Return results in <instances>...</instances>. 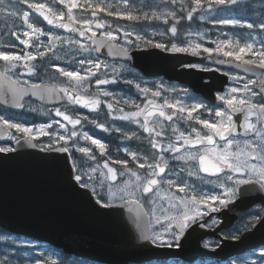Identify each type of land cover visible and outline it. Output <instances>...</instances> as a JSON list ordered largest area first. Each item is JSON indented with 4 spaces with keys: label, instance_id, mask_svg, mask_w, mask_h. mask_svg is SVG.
Masks as SVG:
<instances>
[{
    "label": "snow or ice",
    "instance_id": "snow-or-ice-1",
    "mask_svg": "<svg viewBox=\"0 0 264 264\" xmlns=\"http://www.w3.org/2000/svg\"><path fill=\"white\" fill-rule=\"evenodd\" d=\"M20 2L21 0H15V3L12 0H0V16L6 21L10 20L14 25L13 28L8 29L13 39L7 45H0V62H2L0 63V104L23 109L25 96L31 95L41 100L47 98L59 101L67 98L72 104L97 111L102 103L99 99L100 93H88L86 84L90 85L93 77L98 86L117 82L121 77V70L125 67L123 64L117 67L98 58L79 59L76 63L79 64L80 70H69L55 64L53 66L57 75L67 80V86L63 87L20 79L21 75L29 77L36 75L39 65L35 62L46 57L49 52L55 55L57 46L65 43L76 45L85 52L94 50L100 53L101 49L107 48V54L113 57H128L131 47H140L141 44L194 56L201 55L202 51L208 53L210 59L213 53H217L227 58L218 59L216 61L218 64L232 65L246 75L232 76L233 80L243 82L242 87H231L227 92L218 94L217 98L222 102L218 108H207L202 102L194 104L169 102L166 98L159 103L156 98L162 96L164 91L162 84L153 89L147 85L142 86V83L133 79H125L124 83L134 84V87L146 98V102L141 106L135 100L122 99L124 105H130L135 110L126 112L123 107L116 108L111 102H107V109L109 113L117 111L119 115L116 118L122 121H133L138 124L148 134L151 147L157 149L151 156H141L137 151L125 148L124 151L131 157L134 168L128 167V159H113L108 153L107 145L100 139H95L87 132L78 133L75 126L82 123V118L79 116L74 118L60 108L55 109V115L62 117L73 126V130L68 135L49 132L50 124H42L34 130L31 126L14 123L0 115V137H7L16 142L14 146H0V154L16 153L18 148L22 149L26 145L39 148L43 152L67 154L66 160L72 158L67 173L69 188L84 197L97 213L107 215L109 210L114 208L127 209L137 228L140 229L142 239L153 250H159L154 251V254L162 264H167L168 257L179 254L178 251L171 250L181 249L180 239L192 225L203 221L205 216L219 212L234 203L242 186L258 187L264 191V10L258 19L249 21L239 15H225L234 10L250 8L251 5L245 3V0H179V14L176 10H161L158 5L153 4L144 5L143 8L147 10H142L137 8L132 0H115L114 3H104V0L91 3L85 0V5H81L79 0H50V3L23 0L28 10H21ZM161 2L166 5H176L178 0H161ZM77 8L84 10L79 18L73 14V9ZM99 13L131 22L162 21L169 27L160 35L171 33V37L177 36L181 20L191 21L197 13L202 20L211 16L210 22L214 25L246 28L250 31L241 34L244 37L243 43L239 39L226 37L212 41L215 47H205L203 43L194 40L179 44L159 42L147 34L127 28L123 29L122 37L112 30L103 31L98 37L97 31L93 30L94 22L91 18L97 17ZM65 15L67 22H64ZM17 20L21 22L20 31L15 29ZM37 21L78 34L80 38L89 41L90 45L85 46L80 39L62 37L51 29L45 31L36 26ZM105 26L106 22L102 20L94 24L97 30L104 29ZM191 35L203 39L202 33H189V36ZM41 36H47L48 42L41 40ZM120 40H123V43H119ZM18 46H22L20 51H14L13 49ZM29 49L33 50L29 51ZM186 67H198V65H186ZM102 68L113 73L111 80L97 75ZM203 70L212 71L209 68ZM215 71L220 69L217 68ZM104 75L107 76V71ZM77 89L83 90L86 94L81 95ZM102 95L113 97L110 91H103ZM116 103L119 104L121 101ZM202 108L215 119L209 120L199 115L194 117L193 113L199 112ZM237 116L240 118L237 119ZM180 120L189 122L188 131L180 129L176 123ZM165 121L173 122L169 126L172 135L167 137V142L158 139L167 135ZM192 121L202 128L193 126ZM55 123L59 124L60 128L66 127L59 121ZM97 126L106 132L109 130L102 123ZM13 129L22 135H13L11 131ZM116 130L120 131L119 128ZM80 135L98 149L101 157H107L102 164L96 163L94 166L84 167L87 161H96L97 156L92 147L80 146L73 140ZM123 135L126 139H132L137 134L133 132L131 136L128 133ZM44 136L49 137L47 144L34 142ZM60 141L64 144L57 147ZM69 141L72 142L75 151L86 156L87 160L78 162L70 151ZM165 154H171L172 160L181 161L184 166L177 171L170 166ZM4 159L8 160L11 157L5 156ZM46 159L55 160L56 157L49 156ZM113 165H122L123 168L118 173ZM184 172H187L188 177H196L200 183L216 186L222 191L219 193L205 192L203 189L198 191V185L190 184L183 178L181 173ZM247 190L245 187V191ZM217 223H219L217 220H212V225ZM205 224L206 222L201 223L200 226L204 227ZM253 224H259L264 228V216L256 214L253 222L246 227H251ZM232 239H239V236H233ZM259 262L264 264V254L260 256ZM0 264H11V261L6 259L0 261ZM34 264H58V262L56 259H37Z\"/></svg>",
    "mask_w": 264,
    "mask_h": 264
},
{
    "label": "water",
    "instance_id": "water-1",
    "mask_svg": "<svg viewBox=\"0 0 264 264\" xmlns=\"http://www.w3.org/2000/svg\"><path fill=\"white\" fill-rule=\"evenodd\" d=\"M98 54L110 59H130L145 75H163L169 80H179L206 97H210L215 88L205 86L202 82L207 75L193 68L179 67L185 63L205 62L207 57L158 48L133 50L128 57L109 56L107 48L101 49ZM28 97L46 104L68 102L67 98L58 101L25 96ZM6 106L16 111L22 110ZM6 139L0 137V141ZM5 156L11 159L5 160ZM49 156L56 159H46ZM66 156L65 153L43 152L27 145L18 148L16 153L0 154V227L15 235L49 243L64 254L91 262L143 264L160 260L154 254V251L159 250H153L142 239L140 229L127 209L114 208L107 215L97 213L84 197L69 188L67 173L71 161L70 158L66 160ZM247 210L242 209L239 203L229 204L228 209L218 212L223 222L214 230L197 228L201 221L192 225L180 239L181 249L171 250L179 254L168 257V260L180 258L193 264L199 258L212 257L226 261L264 246V228L259 224H254L239 239H223L222 244L213 250L201 243L207 236L218 235L220 229L232 227Z\"/></svg>",
    "mask_w": 264,
    "mask_h": 264
},
{
    "label": "flooded vegetation",
    "instance_id": "flooded-vegetation-1",
    "mask_svg": "<svg viewBox=\"0 0 264 264\" xmlns=\"http://www.w3.org/2000/svg\"><path fill=\"white\" fill-rule=\"evenodd\" d=\"M32 17L30 16V20ZM67 20V19H65ZM6 27V25H3ZM37 27L45 28V30H49L50 28L43 26L41 23L38 21L36 22ZM52 32L61 34V35H67L70 37H74L72 35L65 34L64 32L61 31H56L54 29H51ZM97 31V36L99 37L101 30H96ZM158 32V31H157ZM34 38V37H33ZM77 38V37H74ZM134 40V39H133ZM156 41L159 42H164L167 43L166 37L164 35H161L159 38L155 37ZM119 43H123V40L118 41ZM178 42V41H177ZM9 43V42H8ZM178 43H182V40L179 41ZM87 46L90 45V42H84ZM208 47H215V45L212 44H207ZM22 46H18L17 48L13 49L14 51H20ZM93 47V46H92ZM94 48V47H93ZM151 48V46H144L141 44L140 47H131L130 51L137 50V49H148ZM94 51V50H92ZM201 55H209L208 53H203L201 51ZM94 56L95 58H98L99 60H105L111 63H116V64H124L131 68L134 72L132 75H137L138 78L142 79L144 82L150 83L153 81H159L165 82V83H170V85H176L177 87L181 88L184 92H180L179 94V100L180 102H183L185 104H194V103H204L207 108H218L222 105V102L217 98L218 94H223L224 92H227L228 89L231 87H236V86H241L242 87V81H236L232 79L233 75H240V76H245L246 74L242 72V70L237 69L235 67L221 65L218 64L216 61L218 59H227L223 57L222 55H219L217 53H213V59L208 58L207 61L205 62H200V63H192V64H186V65H198V67H187V68H193L195 70H198L202 74H205L207 76L203 77L202 82L204 83L205 86H213L214 91L210 95V97L203 96L202 93L200 92H195L189 85H186L185 83L176 80H168L163 76H146L140 69L135 67L130 59H109L105 58L102 56H98L96 52L94 51ZM2 63V62H0ZM185 65V67H186ZM180 68H185L184 64L179 66ZM204 68H209L212 69V71H205L203 70ZM219 68L220 71H215V69ZM23 70H21L22 72ZM229 73L228 75H225V73ZM43 71L42 67H38L37 74L34 76H27V75H21L20 79L22 80H29L32 83H49V84H55V85H65L67 86V83L57 81L54 79H49L47 80L46 78L42 77ZM250 75V74H247ZM132 76V79H133ZM105 78V77H101ZM112 77H109L111 80ZM93 86L95 87L94 89H91L92 94L100 93L98 91H103L105 88H111L115 89L117 91H123L124 94L128 95L131 97L130 100H135L137 103L143 104L146 102V98L144 96H141V94L136 90V88L133 85H128L124 83V80L120 78L117 82L115 83H110L108 86L104 87H98L95 85V80L93 82ZM220 87V88H219ZM92 88V86L88 87ZM78 92L81 94H86L83 92L81 89H77ZM165 96V95H164ZM192 97H195V99H191ZM109 97H104L102 93L99 95V99L101 100V106L100 109L97 111H91V110H86L83 108H80L78 106H72L68 102H63L57 105H48V104H43L39 103L37 101H34L31 98H27L24 100L25 102V108H23L21 111H15L12 109H9L4 104H0V115H3L6 119H9L10 121L14 123H20L25 126H31L34 128L42 125V124H50L51 127L48 129L49 132H56L61 135H68L72 130L73 126L68 124L67 121H64L62 117H57L55 115V109L60 108L61 111H65L67 114L73 116L74 118L76 116H79L82 118V123L80 125L75 126V130L78 133H84L87 132L90 136H93L95 139H100L103 143L107 145L108 148V153L113 157V159L119 158V159H128L129 160V165L128 167L134 168V164L131 161V157L127 156V153L124 151L125 148L131 150V151H137L141 156H151L154 152L157 151V149H153L151 145L149 144V138L148 134L143 131L139 127L138 124H136L133 121H122L116 117H118L119 113L117 111H113L109 113V110L107 109V102H111V99ZM134 98V99H133ZM151 98V97H148ZM161 96L160 98H156L157 102L162 103L165 98ZM184 100V101H183ZM114 104V103H113ZM116 108L123 107L124 110L127 111H133L135 110L132 106L130 105H120V104H114ZM35 109V111H33ZM171 111V110H168ZM199 115L201 118H206L209 120L215 119L214 116L210 115L207 111H205L203 108L199 110V112L193 113V116ZM87 119H83V118ZM240 117L237 116V119ZM55 121H59L61 124H65V128H60L59 124L55 123ZM92 121H95L96 123H93ZM175 121V117H174ZM104 124L105 127H107L109 130L106 132L100 127H98V124ZM165 127L167 131V135L163 138H158L162 139L164 142H167V137L171 136V128L169 127L172 125L173 122H168L165 121ZM176 123L179 125L181 130L188 131V121L185 120H180L176 121ZM193 126H196L198 128H202L200 125H196L195 121L191 122ZM119 128L120 131H117L116 129ZM13 135L16 136H21L22 134L16 133V131L13 129L11 130ZM135 132L137 135L136 137L132 139H126L123 133H128L129 136ZM73 140H75L80 146H86V147H92L96 156L97 160L96 161H87V163L84 165L85 168H87L89 165L94 166L96 163H103V160L106 159L107 157H101L99 155L98 149L95 148L94 145H91L89 141H85L82 138V135L78 137H74ZM14 140H11L10 138L3 143H1V146H13L14 145ZM37 144H47L49 142V137L44 136L40 137L39 140L34 141ZM64 142L60 141L59 144L56 146L59 147L63 145ZM69 148L70 151L73 152V156L79 161L82 160H87L86 156H82L79 152H76L74 147L72 146V142L69 141ZM166 158L169 159V164L171 167H174L179 171L180 167H183V162L181 161H175L172 160L171 154H165ZM72 159V158H70ZM116 167L117 172L123 168L122 165H113ZM143 171V170H141ZM183 178L187 181H191V184H196L198 185L197 190L199 191L200 189H203L205 192L207 191H212L214 193H219L222 191V189H219L216 186L213 185H208L204 183H200L196 177H188L187 172L181 173ZM203 175V174H202ZM122 179V178H121ZM214 179V178H213ZM119 182V180L117 181ZM245 187L248 189L245 191ZM240 194H238L237 199L234 201V203H239L242 205V209H249L246 211L244 214L238 217V219L235 222V226H233L230 229L222 228L218 232V236H210L206 237L202 240L203 244H206L209 240H215L218 243H221L222 238L224 239H232V234H237L235 231L239 230V224L243 223L245 225H249L251 222H253V217L256 214H259L261 216L264 215V201H262V196H264V191L258 189V187H253V186H242ZM232 203V204H234ZM230 204V205H232ZM229 206V205H228ZM228 206L223 209H228ZM234 209V208H233ZM215 219L219 223L212 225V220ZM205 228L207 229H213L219 225L222 224L223 219L218 215V213H213L210 216H205L204 220L202 223H205ZM251 227H247L246 230L250 229ZM204 230V229H200ZM239 235V234H238ZM240 236V235H239Z\"/></svg>",
    "mask_w": 264,
    "mask_h": 264
},
{
    "label": "rangeland",
    "instance_id": "rangeland-1",
    "mask_svg": "<svg viewBox=\"0 0 264 264\" xmlns=\"http://www.w3.org/2000/svg\"><path fill=\"white\" fill-rule=\"evenodd\" d=\"M12 2L15 3V0H12ZM39 2L50 3V0H39ZM88 2L97 3L99 2V0H88ZM114 2L115 0H104V3H114ZM79 3L81 5H85V0H79ZM132 3H134L137 8H141L142 10H147L143 8V6L147 4L158 5L161 10H165V11L176 10L178 14H179V9H180L179 0L176 5H166L162 3L161 0H132ZM245 3L250 4L251 7L245 10H239V11L234 10L231 13H225V15H229V14L234 15V16L239 15L240 17H243L249 21L258 19L262 13V10H264V0H245ZM19 7L21 8V10H27L26 7H24L23 0H21ZM58 7L62 8L63 6L58 5ZM83 11L84 10L82 8L73 9V14L79 18V16L81 15ZM65 12H66V9H65ZM65 19H67V15H65ZM91 19L94 22L93 23L94 31H96L94 27L95 22H97L98 20H102L106 22V26L104 29H100L101 32L106 31V30H112L116 32L117 35H120L121 37L123 35V29L127 28V29H135L136 31L141 32V34H147L150 38L155 40V37L159 38L161 36L160 33H165L169 27V25H165L162 23V21H158V20L147 21V22H144V21L131 22V21H125V20H122L116 17H108L106 13H99L97 17H92ZM211 19L212 17L209 16L202 20L199 18V14L197 13L194 15L193 20L191 21L181 20L180 25L178 26L179 31L176 37H171V33L164 35L166 37L167 43H178L181 40L183 43L187 40H194L196 42L203 43L205 47H208L207 44H213L212 41H216L218 39L222 40L223 36L227 35L228 31H230L229 28L236 29V31L240 34L247 33L248 31H250L246 28L214 25L210 22ZM3 25H6L7 28H5V26ZM108 25H110L111 27L109 28ZM13 27L14 25L12 24L10 20L6 21L3 16H0V45H7L8 42L11 39H13L8 32V29L13 28ZM15 29L18 31L22 30L21 22L19 20L16 21ZM43 29L45 30V28ZM45 31H48V30H45ZM189 33H193V34L202 33L203 39H201L200 37L196 35L189 36ZM60 36L70 37V36L61 35V34ZM40 39L45 41V43H47L49 38L47 36H41ZM73 39H76V38H73ZM132 39H135V37L133 36ZM243 40H244V37H243ZM33 42H35V37L33 38ZM84 45L87 46L86 44ZM32 50L33 49H29V51H32ZM56 57H58V59ZM95 57L96 56H94V51L85 52L83 49H79L78 46L76 45H69L65 43L63 45L57 46V48L55 49V55L52 52H49L46 57L38 59L35 63H37L38 65H40V67H42V71H43L42 77L43 78H46V79L48 78L47 80L54 79L57 81L67 83L66 78L57 75L56 69L53 65L58 64L60 67H65L69 70H80V66L78 63H76V61H78L79 59L95 58ZM105 62L110 65L114 64L117 67L121 65V64L111 63L108 61H105ZM124 66H125L124 69L121 70L120 78H122L123 80L132 79V76H133L132 73L134 71L128 66L126 65ZM105 71H107V76L104 75ZM97 75H99L100 77H105L109 79V77H112L113 73L110 70H105L102 68L101 71L97 73ZM94 80H95V77L91 79L90 85L86 84L87 88L92 86V88L88 89L89 92H91V89L95 88L93 86ZM133 80L135 82L142 83V86L147 85L149 88H153V89H155L157 86L162 84L164 88V91L162 92V97L168 99L169 102L180 101L179 94L180 92H184L181 88L177 87L176 85H170V83H165V82L160 83L159 81H153L150 83L144 82L142 79L138 78L137 75L133 76ZM103 91H110L113 93V97L115 99H113V97H109V98L114 104H117L116 103L117 101H121V103L119 104L124 105L122 103V99H131V97L124 94L123 91H117L111 88H105V90ZM103 91H98V92L102 93ZM141 96L143 95L141 94ZM187 182L191 184L190 180ZM238 228L239 230L235 231L237 234H232V236H239L244 230L247 229L246 225L243 223H240ZM219 244L220 243L216 242L215 240H209L206 244H204V246L207 245L208 248L214 249ZM262 254H264V248L260 250H256L245 256H240L233 260H229L227 262L205 260V261H199L195 264H253V262H255V264H260L259 258ZM6 259L11 261V264H34V261L37 259H40V260L56 259L58 264H64L67 262L65 260L66 259L65 254L61 253L57 249H54L51 245L46 244V243L37 242V241L28 239L25 237L15 236L9 233L1 234L0 236V261H4ZM89 263L90 264H100V263H94V262L93 263L89 262ZM145 264H162V262L158 260H152ZM167 264H187V263L181 261L180 259H169Z\"/></svg>",
    "mask_w": 264,
    "mask_h": 264
},
{
    "label": "trees",
    "instance_id": "trees-1",
    "mask_svg": "<svg viewBox=\"0 0 264 264\" xmlns=\"http://www.w3.org/2000/svg\"><path fill=\"white\" fill-rule=\"evenodd\" d=\"M230 31H228L227 35L223 36V39L227 38H234V39H239L241 40V43H243V37L240 33H238L236 31V29H231L229 28ZM239 31V30H238ZM241 31V30H240ZM227 50V49H226ZM1 234H8L7 231H5L3 228L0 227V236ZM66 256V263L64 264H90L88 261L76 258V257H72V256ZM68 257V258H67Z\"/></svg>",
    "mask_w": 264,
    "mask_h": 264
}]
</instances>
